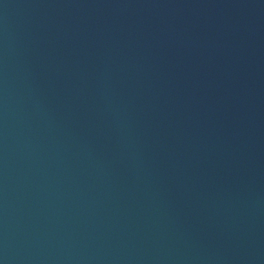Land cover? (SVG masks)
<instances>
[{
    "label": "water",
    "instance_id": "obj_1",
    "mask_svg": "<svg viewBox=\"0 0 264 264\" xmlns=\"http://www.w3.org/2000/svg\"><path fill=\"white\" fill-rule=\"evenodd\" d=\"M0 264H264V0H0Z\"/></svg>",
    "mask_w": 264,
    "mask_h": 264
}]
</instances>
